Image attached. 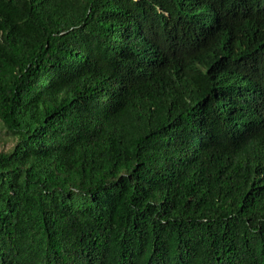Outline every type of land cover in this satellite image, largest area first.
Returning <instances> with one entry per match:
<instances>
[{
  "label": "trees",
  "instance_id": "1",
  "mask_svg": "<svg viewBox=\"0 0 264 264\" xmlns=\"http://www.w3.org/2000/svg\"><path fill=\"white\" fill-rule=\"evenodd\" d=\"M0 264H264V0H0Z\"/></svg>",
  "mask_w": 264,
  "mask_h": 264
},
{
  "label": "rangeland",
  "instance_id": "2",
  "mask_svg": "<svg viewBox=\"0 0 264 264\" xmlns=\"http://www.w3.org/2000/svg\"><path fill=\"white\" fill-rule=\"evenodd\" d=\"M12 140L8 136H3L0 141V149H7L10 145H12Z\"/></svg>",
  "mask_w": 264,
  "mask_h": 264
}]
</instances>
